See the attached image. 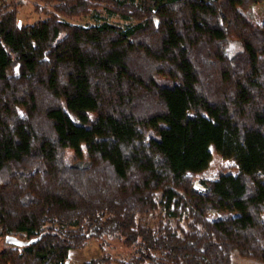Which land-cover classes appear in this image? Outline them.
<instances>
[{
	"label": "trees",
	"instance_id": "1",
	"mask_svg": "<svg viewBox=\"0 0 264 264\" xmlns=\"http://www.w3.org/2000/svg\"><path fill=\"white\" fill-rule=\"evenodd\" d=\"M30 2L0 0V233L35 239L0 264L264 263V0Z\"/></svg>",
	"mask_w": 264,
	"mask_h": 264
},
{
	"label": "rangeland",
	"instance_id": "2",
	"mask_svg": "<svg viewBox=\"0 0 264 264\" xmlns=\"http://www.w3.org/2000/svg\"><path fill=\"white\" fill-rule=\"evenodd\" d=\"M30 1L31 0H20V5L18 6L16 13V22L18 24L31 23L43 17V14L33 9L32 2ZM245 14L254 24L261 25L264 21V2L251 3L245 10ZM93 17V13H90L79 18L67 20H70L72 23L90 24L96 21ZM233 168V163L230 160L223 159L218 155L213 154L208 166L201 171L199 175L212 178L215 177L219 171L232 170ZM4 234L5 233H0V249L3 246V243H6L3 240ZM117 244L119 245L118 242L111 239L109 246L106 244L105 246L100 247L98 240L90 237L85 241V244L82 247L68 249L64 264H80L89 257L97 255L101 250L110 252L113 256H116L117 252L121 250ZM230 257L231 264H264L262 262L243 257L235 251L231 253Z\"/></svg>",
	"mask_w": 264,
	"mask_h": 264
},
{
	"label": "water",
	"instance_id": "3",
	"mask_svg": "<svg viewBox=\"0 0 264 264\" xmlns=\"http://www.w3.org/2000/svg\"><path fill=\"white\" fill-rule=\"evenodd\" d=\"M35 238L21 239L11 234L4 235V241L12 245H25L29 242L34 241Z\"/></svg>",
	"mask_w": 264,
	"mask_h": 264
}]
</instances>
